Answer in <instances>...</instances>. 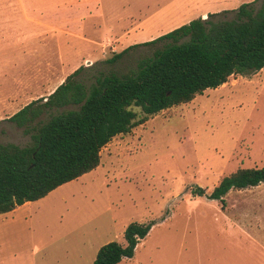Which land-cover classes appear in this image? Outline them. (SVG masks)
I'll return each instance as SVG.
<instances>
[{"label": "rangeland", "instance_id": "obj_1", "mask_svg": "<svg viewBox=\"0 0 264 264\" xmlns=\"http://www.w3.org/2000/svg\"><path fill=\"white\" fill-rule=\"evenodd\" d=\"M50 1L57 6L45 7L47 22L36 33L43 49L30 47L21 68L0 71V98L26 105L47 97L78 68L89 88L100 74L121 75L151 56L154 47L143 43L198 17L233 20L241 4L257 10L264 0ZM76 109L48 110L39 122ZM30 142L21 128L0 123V144ZM262 166L264 68L151 116L112 138L94 170L0 216V264H92L101 246L125 245L129 224L148 222L134 255L118 264H264V183L230 190L223 208L194 194Z\"/></svg>", "mask_w": 264, "mask_h": 264}, {"label": "trees", "instance_id": "obj_2", "mask_svg": "<svg viewBox=\"0 0 264 264\" xmlns=\"http://www.w3.org/2000/svg\"><path fill=\"white\" fill-rule=\"evenodd\" d=\"M253 4H241L233 20L199 17L143 43L154 47L151 56L121 75L100 74L89 88L79 78L83 68H78L45 101H32L12 115L7 121L30 135L31 142L24 147L0 144V215L94 170L102 148L112 138L130 133L151 116L189 103L232 76L248 77L264 68V1L257 10ZM132 48L114 54L108 62H116ZM68 106L77 109L39 122L46 111ZM261 183L264 166L241 168L223 177L208 195L202 188L194 194L218 200L223 208L230 190ZM152 225L129 224L125 245L101 246L92 264H118L131 258Z\"/></svg>", "mask_w": 264, "mask_h": 264}, {"label": "crops", "instance_id": "obj_3", "mask_svg": "<svg viewBox=\"0 0 264 264\" xmlns=\"http://www.w3.org/2000/svg\"><path fill=\"white\" fill-rule=\"evenodd\" d=\"M55 6L57 5L50 0H0V71L8 69L10 64L21 68V57L28 54L30 47L31 49H37L33 54L40 53L38 49L43 48L36 40L42 37H39L36 33L39 29H44L39 25H44V22H47L45 7H49L48 10L53 12ZM30 32L31 35H29ZM2 80L0 79V92L4 89ZM39 99L45 101V97ZM26 105H24L21 98L18 101H10L1 97L0 112L2 113V119L0 123H11L7 120Z\"/></svg>", "mask_w": 264, "mask_h": 264}, {"label": "bare ground", "instance_id": "obj_4", "mask_svg": "<svg viewBox=\"0 0 264 264\" xmlns=\"http://www.w3.org/2000/svg\"><path fill=\"white\" fill-rule=\"evenodd\" d=\"M221 87V86H220Z\"/></svg>", "mask_w": 264, "mask_h": 264}]
</instances>
